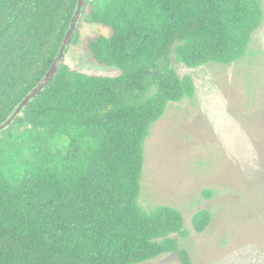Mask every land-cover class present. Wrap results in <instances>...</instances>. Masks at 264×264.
Returning <instances> with one entry per match:
<instances>
[{"label": "trees", "instance_id": "trees-1", "mask_svg": "<svg viewBox=\"0 0 264 264\" xmlns=\"http://www.w3.org/2000/svg\"><path fill=\"white\" fill-rule=\"evenodd\" d=\"M76 2L0 0V123L53 62ZM81 19L108 29L81 40L88 61L117 74L62 61L0 131V264H141L164 253L192 264L173 236L186 235L181 211L138 201L144 143L169 103L194 94L172 57L187 67L244 57L261 0H86ZM191 221L203 232L211 212Z\"/></svg>", "mask_w": 264, "mask_h": 264}, {"label": "rangeland", "instance_id": "rangeland-1", "mask_svg": "<svg viewBox=\"0 0 264 264\" xmlns=\"http://www.w3.org/2000/svg\"><path fill=\"white\" fill-rule=\"evenodd\" d=\"M261 5L262 23L244 57L195 67L172 57L178 74L192 77L194 94L169 103L144 143L138 201L144 209L168 205L181 211L186 235L173 236L192 264H264V0ZM78 26L80 41L64 63L116 75L114 68L91 64L81 42L108 29L82 19ZM203 209L211 221L196 232L191 220ZM141 264L179 261L164 253Z\"/></svg>", "mask_w": 264, "mask_h": 264}, {"label": "water", "instance_id": "water-1", "mask_svg": "<svg viewBox=\"0 0 264 264\" xmlns=\"http://www.w3.org/2000/svg\"><path fill=\"white\" fill-rule=\"evenodd\" d=\"M86 0H77L75 9L70 18L68 27L63 36L62 42L55 55L53 62L48 67L44 75L39 79V81L20 99L18 104L15 106L11 114L5 118L4 121L0 123V131L4 130L15 120V118L22 112L23 108L35 98L53 79L59 65L62 63L67 49L70 45L71 39L77 29L79 21L82 16V11L85 6Z\"/></svg>", "mask_w": 264, "mask_h": 264}]
</instances>
